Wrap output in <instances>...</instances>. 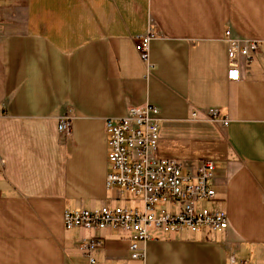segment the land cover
Wrapping results in <instances>:
<instances>
[{
  "label": "crops",
  "instance_id": "obj_1",
  "mask_svg": "<svg viewBox=\"0 0 264 264\" xmlns=\"http://www.w3.org/2000/svg\"><path fill=\"white\" fill-rule=\"evenodd\" d=\"M227 29L259 47L237 82ZM149 33L144 61L134 39ZM147 105L163 120L161 158L215 164L216 197L195 207L227 213L229 228L154 230L134 260L130 234L66 229L64 215L120 207L105 120ZM90 259L264 264V0H0V264Z\"/></svg>",
  "mask_w": 264,
  "mask_h": 264
},
{
  "label": "built area",
  "instance_id": "obj_2",
  "mask_svg": "<svg viewBox=\"0 0 264 264\" xmlns=\"http://www.w3.org/2000/svg\"><path fill=\"white\" fill-rule=\"evenodd\" d=\"M154 37L149 33L134 39L136 50L144 61H148ZM224 41L228 45V80L237 82L242 63L252 60L258 53V43L235 37L231 29L225 31ZM158 115L156 107L147 105L130 108L123 117L105 120L109 148L107 189L140 196L143 206H104L95 210L66 212L64 215L66 229H111L130 234L129 250L134 260L145 258V245L150 239L151 228L171 234L183 230L217 233L229 228L227 213L195 207L198 202L212 201L216 197L213 189L215 164L201 162L196 170H191L176 160L161 158L158 149L163 120ZM217 116L218 111L212 112L211 119L215 121ZM224 125H228V121ZM58 131L64 136L71 135L70 117H59ZM160 203L169 204L173 210L158 211ZM101 245L95 242L86 248L93 250ZM90 263L95 262L90 259ZM230 264H234L232 259Z\"/></svg>",
  "mask_w": 264,
  "mask_h": 264
},
{
  "label": "rangeland",
  "instance_id": "obj_3",
  "mask_svg": "<svg viewBox=\"0 0 264 264\" xmlns=\"http://www.w3.org/2000/svg\"><path fill=\"white\" fill-rule=\"evenodd\" d=\"M120 201L121 202L119 203V205L122 206V207L127 206L129 208H133V207H142L143 206V202H142V199H141L140 196L136 197L135 195L130 194L128 192H125L122 195V198H121ZM157 209H158V211H161V210L171 211V210H173L172 207H170L169 204H164V203H160L159 205H157ZM201 209H204V208L201 207ZM153 231H154V229L151 228L149 230V234H151Z\"/></svg>",
  "mask_w": 264,
  "mask_h": 264
}]
</instances>
